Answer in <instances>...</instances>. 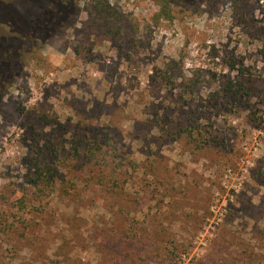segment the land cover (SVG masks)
<instances>
[{"label": "rangeland", "instance_id": "obj_1", "mask_svg": "<svg viewBox=\"0 0 264 264\" xmlns=\"http://www.w3.org/2000/svg\"><path fill=\"white\" fill-rule=\"evenodd\" d=\"M92 1L0 0V264H264V0Z\"/></svg>", "mask_w": 264, "mask_h": 264}, {"label": "trees", "instance_id": "obj_2", "mask_svg": "<svg viewBox=\"0 0 264 264\" xmlns=\"http://www.w3.org/2000/svg\"><path fill=\"white\" fill-rule=\"evenodd\" d=\"M92 2L93 4L91 7L94 9V16L96 17L97 22L103 23L105 25H110L113 34H117V32L120 29L117 26L118 20L120 19V17L117 14V11L111 9L107 4V2H105V0H94ZM159 2H160L159 4L162 5V11L168 12L167 4H164L165 2H162V0ZM71 6H72L71 4L68 7L65 6L64 4H60L56 6V9L54 7L52 9L53 13H51L50 18H47L45 19L46 21H43V24L47 26L50 35L57 33L58 31H60V29H63L68 25V20L70 18L69 16L72 12ZM15 45L17 46L16 49L12 47L10 51L9 49H4L1 54L2 59H0V73L3 74V71L6 70L7 74L8 73L11 74V85H9V81H6L5 79L6 77L4 79L0 77V105L2 102L1 100H3L5 97V92L7 90V87L12 86L16 82L20 74L19 69L26 61L25 56L23 54H20L19 52L20 50L18 47L19 43L18 44L15 43ZM0 76L2 75L0 74ZM226 86H227L226 89L229 92L235 90L234 83L230 81L226 84ZM192 134H193L192 131L189 132V136H191ZM92 153L93 152L91 151V153L89 154L93 155ZM227 235H229V233H227Z\"/></svg>", "mask_w": 264, "mask_h": 264}, {"label": "flooded vegetation", "instance_id": "obj_3", "mask_svg": "<svg viewBox=\"0 0 264 264\" xmlns=\"http://www.w3.org/2000/svg\"><path fill=\"white\" fill-rule=\"evenodd\" d=\"M49 31V30H48Z\"/></svg>", "mask_w": 264, "mask_h": 264}]
</instances>
